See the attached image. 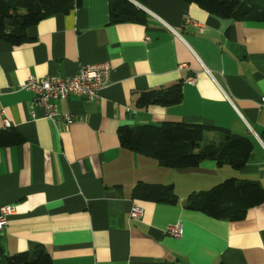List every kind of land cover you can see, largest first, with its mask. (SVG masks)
Listing matches in <instances>:
<instances>
[{"label":"crops","instance_id":"0c3cea01","mask_svg":"<svg viewBox=\"0 0 264 264\" xmlns=\"http://www.w3.org/2000/svg\"><path fill=\"white\" fill-rule=\"evenodd\" d=\"M109 3L81 0L30 26L22 44L0 40V129L24 137L0 146V206L16 209L0 231V257L41 245L53 264H264V203L239 221L186 207L191 192L228 177L264 188V22L148 0L139 2L145 10L136 4L146 22L113 23ZM100 62L112 67L100 98L58 99L53 120L23 88L30 75L73 76ZM191 74L195 84L185 82ZM179 81L180 103L138 106L143 92ZM164 121L223 127L253 138L254 150L241 170L214 160L170 168L121 145L120 126ZM220 135L206 132V143ZM140 182L173 184L178 202L134 198ZM134 203L144 209L138 221L130 218ZM176 223L178 237L167 232Z\"/></svg>","mask_w":264,"mask_h":264},{"label":"trees","instance_id":"16d2710c","mask_svg":"<svg viewBox=\"0 0 264 264\" xmlns=\"http://www.w3.org/2000/svg\"><path fill=\"white\" fill-rule=\"evenodd\" d=\"M143 5L148 0H137ZM195 3L210 14L227 20L264 22V0H182ZM81 0H0V40L19 45L29 40L27 29L47 16L68 13ZM111 22H146L147 15L131 0H110ZM183 98V82L148 90L138 98V106H169ZM221 133L217 141L204 144L205 133ZM121 145L158 159L170 168L198 167L204 160H214L235 170L243 169L254 150L250 136L233 134L229 129L202 123L164 121L160 124L122 125L118 128ZM24 137L15 129H0V146L19 145ZM134 198L177 203L173 184L140 182L132 192ZM264 203V188L255 180L228 177L209 189L189 194L186 207L211 217L243 220L249 209ZM3 252V250H2ZM7 264H53L44 246L13 255L3 254Z\"/></svg>","mask_w":264,"mask_h":264},{"label":"built area","instance_id":"2783aa9c","mask_svg":"<svg viewBox=\"0 0 264 264\" xmlns=\"http://www.w3.org/2000/svg\"><path fill=\"white\" fill-rule=\"evenodd\" d=\"M193 20L186 18V22L190 23ZM149 39V37H146ZM186 68V64L181 65ZM112 67L109 62H100L86 64L80 67L78 73L73 76L47 75L38 77L30 75L23 85V88L34 92V102L37 106L43 108L45 116L48 119H55L59 116L58 99H66L72 96L82 98L86 101H95L100 98L101 91L108 86L111 81ZM185 82L195 84L197 76L195 74L188 75ZM264 102V98L262 99ZM34 116V113H33ZM67 122L72 121V117L65 115ZM9 127L10 122L6 121ZM264 145V142L259 138ZM16 213L13 205L0 206V231L5 229L9 217ZM144 214V209L141 205L134 203L130 210V218L134 221L140 220ZM167 232L173 236H180L183 233V228L180 223L171 225Z\"/></svg>","mask_w":264,"mask_h":264},{"label":"rangeland","instance_id":"374dc122","mask_svg":"<svg viewBox=\"0 0 264 264\" xmlns=\"http://www.w3.org/2000/svg\"><path fill=\"white\" fill-rule=\"evenodd\" d=\"M204 143H206V138H205V141ZM5 259L3 257H0V264H7L6 262H4Z\"/></svg>","mask_w":264,"mask_h":264},{"label":"water","instance_id":"95a60500","mask_svg":"<svg viewBox=\"0 0 264 264\" xmlns=\"http://www.w3.org/2000/svg\"><path fill=\"white\" fill-rule=\"evenodd\" d=\"M132 2H134L135 4L139 5L142 9H146L143 5H141L139 2L135 1V0H131ZM5 262V261H4Z\"/></svg>","mask_w":264,"mask_h":264}]
</instances>
